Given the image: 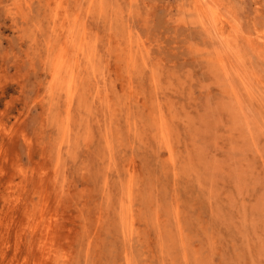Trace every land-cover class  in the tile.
Returning a JSON list of instances; mask_svg holds the SVG:
<instances>
[{
  "label": "rangeland",
  "instance_id": "1",
  "mask_svg": "<svg viewBox=\"0 0 264 264\" xmlns=\"http://www.w3.org/2000/svg\"><path fill=\"white\" fill-rule=\"evenodd\" d=\"M193 1L0 0V264H264V0Z\"/></svg>",
  "mask_w": 264,
  "mask_h": 264
},
{
  "label": "bare ground",
  "instance_id": "2",
  "mask_svg": "<svg viewBox=\"0 0 264 264\" xmlns=\"http://www.w3.org/2000/svg\"><path fill=\"white\" fill-rule=\"evenodd\" d=\"M111 1V0H110ZM195 1V6H196V8L198 7L199 8V12L198 13H200V15L202 16V18H201V20H199L200 21V23L202 24V26L204 27V29L205 30H210L209 28L210 27H212L213 26V24H214V26L216 27V30H218V32L220 33V42H222L223 41V43L227 46V47H235L236 45H234L235 44V42H236V32H238V31H236L235 32V30H237V29H235V25H233V21H231L230 20V18H229V16H226V15H224L223 13H221L223 10H221L220 11V8L215 4V0H208V2H207V4L205 5H203V0H194ZM193 1V2H194ZM205 1V0H204ZM28 2V1H27ZM81 2V1H80ZM217 2V1H216ZM221 2H223V1H221ZM206 3V2H205ZM20 4V3H19ZM27 4V3H26ZM80 4V3H79ZM228 4V3H227ZM225 5V4H224ZM229 5V4H228ZM23 6V5H22ZM228 7V6H227ZM195 8V9H196ZM223 9H225V8H223ZM230 9H231V7H230ZM47 10V9H46ZM233 10V9H232ZM191 11V10H190ZM234 11V10H233ZM235 11H236V9H235ZM193 12V11H192ZM225 12V11H224ZM229 12V11H228ZM256 12V11H255ZM65 13V12H64ZM194 13V12H193ZM196 13V12H195ZM257 13V12H256ZM260 13V12H259ZM229 14V13H228ZM232 14H233V12H232ZM237 14V13H236ZM258 14V13H257ZM264 14V13H263ZM200 15H199V18H200ZM232 16V15H231ZM259 16V15H258ZM262 16V15H261ZM83 18V17H82ZM238 18H239V16H238ZM74 19V18H73ZM241 19V18H240ZM75 20V19H74ZM55 21V20H54ZM259 21V20H258ZM257 21V22H258ZM264 22V21H263ZM73 23H75V22H73ZM55 24V23H54ZM242 24V23H241ZM258 24V23H257ZM253 25V24H252ZM251 25V26H252ZM213 26V27H214ZM243 27V26H242ZM254 27V26H253ZM253 27L251 28L250 27V29H253ZM262 27V26H261ZM72 28V27H71ZM247 28V27H246ZM256 28V27H255ZM203 29V28H202ZM211 29H214V28H211ZM71 30V29H70ZM216 30H215V32H216ZM240 30V29H239ZM261 30H263V29H261ZM69 31V30H68ZM75 31V30H74ZM254 31H255V29H254ZM258 31H259V29H258ZM70 32V31H69ZM68 32V33H69ZM84 32V31H83ZM136 32V31H135ZM49 33V32H48ZM67 33V34H68ZM90 33V32H89ZM208 33V32H207ZM210 33V32H209ZM256 33H257V31H256ZM217 34V33H216ZM240 34H242L241 32H240ZM68 35H70V34H68ZM72 35V34H71ZM218 35V34H217ZM138 36V35H137ZM209 36V35H208ZM242 36V35H241ZM258 40L260 39L261 41H262V43L264 44V32H262V33H258ZM50 37V36H49ZM211 37V36H210ZM212 37H213V35H212ZM218 37H219V35H218ZM248 37V36H247ZM68 38H70V37H68ZM242 38H243V36H242ZM72 39V38H71ZM71 39H69V40H71ZM136 39V38H135ZM216 39H217V37H216ZM250 39V38H249ZM65 40V39H64ZM222 40V41H221ZM247 40V39H246ZM72 41V40H71ZM238 41V40H237ZM66 42V41H65ZM64 42V45H66V43ZM144 42V41H143ZM246 42V41H245ZM248 42H250L249 40H248ZM71 43V42H70ZM142 43V42H141ZM213 43V42H212ZM62 44V43H61ZM217 44V43H216ZM242 44V43H241ZM72 45H73V43H72ZM71 45V46H72ZM225 45H224V47H225ZM246 45H248V44H246ZM249 46V45H248ZM222 47V46H221ZM238 47V46H237ZM64 48H65V46H64ZM219 48V47H218ZM249 48V47H248ZM261 48H263V47H261ZM138 49V48H137ZM216 50H217V48H215ZM225 49H226V47H225ZM232 49V48H231ZM82 50H83V48H82ZM227 50H229V48H227ZM234 50H236V48H233V50L232 51H234ZM254 50V49H253ZM260 50V49H259ZM66 51V50H65ZM75 51H76V49H75ZM219 51V50H218ZM221 51V50H220ZM226 51V50H225ZM224 51V52H225ZM244 51V50H243ZM262 51V50H261ZM70 52H71V50H70ZM258 52V51H257ZM215 53H216V51H215ZM218 53V52H217ZM216 53V54H217ZM229 53H230V51H229ZM238 53V52H237ZM243 53V52H242ZM77 54H79V56H80V53H78L77 52ZM214 54V53H213ZM220 54H222V53H220ZM220 54H219V56H218V54H217V56H218V61L220 62V64H222L223 63V61H222V56H220ZM233 54V53H232ZM236 54V53H235ZM244 54H245V52H244ZM261 54V53H260ZM259 54V55H260ZM60 55H61V53H60ZM59 55V56H60ZM83 55H85V54H83ZM106 55V54H105ZM215 55V54H214ZM237 55V54H236ZM243 55V54H242ZM257 55V54H256ZM78 56V55H77ZM248 56V55H247ZM63 57V58H62ZM60 56V58H62V59H64V56ZM238 57V56H237ZM263 57V56H262ZM88 56L86 55L85 56V59L86 60H88ZM236 58V57H235ZM248 59H249V57H247ZM257 58H259L258 56H257ZM78 59V58H77ZM240 59V58H239ZM228 60V59H227ZM236 61H237V59H235ZM247 60V59H246ZM57 61H59V60H57ZM56 61V62H57ZM78 61V60H77ZM239 61V60H238ZM60 63V66L62 67V68H64L66 71H67V73L70 71V67H71V63H70V61H68V59L67 60H65L64 59V61H61V62H59ZM228 63V62H227ZM226 63V64H227ZM242 63V62H241ZM219 64V65H220ZM224 64V63H223ZM222 64V65H223ZM231 64V63H230ZM238 64H240V62L239 63H237V65ZM79 65H80V63H79ZM232 65V64H231ZM236 65V64H235ZM57 66V65H56ZM59 66V65H58ZM59 66V67H60ZM221 66V65H220ZM230 66V65H229ZM59 67H58V69H59ZM73 67V66H72ZM233 67V66H232ZM223 68H224V70H225V72H226V74L228 75V70H227V67H225V66H223ZM236 68V67H235ZM234 68V69H235ZM72 69V68H71ZM74 69V68H73ZM72 69V70H73ZM240 69H241V67H240ZM244 69H247V68H244ZM71 70V71H72ZM64 71V70H63ZM66 71H64V72H66ZM74 71V70H73ZM82 71V70H81ZM234 72H235V70H234ZM70 74H71V72H70ZM83 75V74H82ZM224 75V74H223ZM233 75V74H232ZM237 76H239L241 79H243L244 81L245 80H247V79H244V77L241 75V74H237ZM69 77H71V75L69 76ZM238 78V77H237ZM256 78H257V76H256ZM251 79H253L252 77H251ZM258 79V78H257ZM104 80V79H103ZM231 80V79H230ZM93 81V80H92ZM248 81V80H247ZM247 81H245V83L247 84L248 82ZM89 84V83H88ZM229 84V83H228ZM249 84V83H248ZM69 87V86H68ZM223 87V86H222ZM230 88V87H229ZM248 88H249V86H248ZM231 89V88H230ZM70 90V89H69ZM71 91V90H70ZM99 91V90H98ZM104 91V90H103ZM108 91V90H107ZM69 92V91H68ZM109 92V91H108ZM232 92H233V94H234V96H235V98L237 99V100H239L240 99V96H239V94H238V91L235 89V87L234 86H232ZM247 92V91H246ZM248 92H250V91H248ZM101 93H102V91H101ZM69 95L71 94V92H69L68 93ZM74 93H72V95H73ZM232 94V93H231ZM72 95H71V97H72ZM105 95V94H104ZM69 98V97H68ZM88 98V97H87ZM105 98V97H104ZM69 99H71V98H69ZM159 99V98H158ZM65 103V102H64ZM68 105V104H67ZM60 106V105H59ZM162 106V105H161ZM224 115V114H223ZM178 127H179V125H178ZM159 131V130H158ZM162 131V130H161ZM162 134V133H161ZM165 135V134H164ZM161 139H162V136H161ZM163 140H164V138H163ZM162 140V141H163ZM165 142V141H164ZM62 148V147H61ZM49 182V181H48ZM210 187V186H209ZM59 203V202H58ZM56 206H58V205H56ZM92 210V209H91ZM54 214V213H53ZM83 215V214H82ZM54 217V216H53ZM156 217H157V215H156ZM181 217V216H180ZM46 219V218H45ZM181 219V218H180ZM133 220V219H132ZM49 222V221H48ZM53 222V221H52ZM126 223V222H125ZM130 223V222H129ZM131 224V223H130ZM53 225H55V224H53ZM126 225V224H125ZM128 225V224H127ZM179 225V224H178ZM157 226V225H156ZM177 226V225H176ZM47 227H48V225H47ZM57 227V226H56ZM46 228V227H45ZM44 228V229H45ZM125 228H127V227H125ZM177 229V228H176ZM177 231V230H176ZM73 232V231H72ZM55 233V232H54ZM52 234L53 236L56 234ZM76 235V234H75ZM51 236L52 238H55V240L57 239V236ZM59 236V235H58ZM64 236V235H63ZM67 236V235H66ZM51 238V239H52ZM66 237H64V239H65ZM40 239V238H39ZM50 239V240H51ZM53 242V241H52ZM50 243H51V241H50ZM57 243V242H56ZM40 244V243H39ZM52 246V245H51ZM45 247V246H44ZM56 248V247H55ZM43 249H45V248H43ZM44 251V250H43ZM48 253V252H47ZM55 253V252H54ZM58 253V252H57ZM44 254V253H43ZM42 254V255H43ZM55 255V254H54ZM63 255H65V254H63ZM62 255V256H63ZM54 257V256H53ZM47 258V257H46ZM50 258V257H49ZM52 258V257H51ZM61 259V258H60ZM162 261V260H161Z\"/></svg>",
  "mask_w": 264,
  "mask_h": 264
}]
</instances>
